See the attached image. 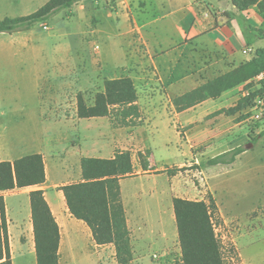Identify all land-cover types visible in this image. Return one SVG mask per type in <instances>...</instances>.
Listing matches in <instances>:
<instances>
[{
    "label": "rangeland",
    "instance_id": "obj_1",
    "mask_svg": "<svg viewBox=\"0 0 264 264\" xmlns=\"http://www.w3.org/2000/svg\"><path fill=\"white\" fill-rule=\"evenodd\" d=\"M45 1L0 0V19L29 14ZM95 6L102 14L94 12ZM143 6L144 3L135 1V10L141 11ZM118 8L116 0H83L70 11L61 10L30 30L12 33V37L0 34V44L19 43L0 46V121L29 124L31 130L45 137L65 134L57 141L60 155H65L80 139L74 131H68L71 133L68 135L67 129L54 121L75 125L90 122L99 126L100 134L106 135L107 127L114 128L110 118L80 119L76 111L77 96L81 94L86 104L92 105L106 80L130 77L145 121L138 130L128 128L130 133H136L138 141L135 137L131 143L118 145L132 153L136 166L133 176H139L144 183L139 194L126 192L122 201L133 248L129 264L176 263L181 250L173 210L175 197L206 202L212 198L217 204L221 218H215V231L222 244L225 264H264V116L253 120V110L246 107L235 113L231 126L215 118L219 113L211 110L190 116V124L186 115L178 121L176 110H181L174 104L177 96H169L165 84L158 82V75L139 61L146 56L142 55L145 45L139 42L138 32L129 35L122 29L117 32L118 17L110 13ZM29 44H46L47 51L42 56ZM45 56L65 58L68 65L60 82L52 72L45 77L36 99L33 87L37 70L45 65ZM245 85L249 91L243 97H250L251 103L259 88L250 80ZM37 102L44 107L41 115L53 120L39 118L35 113ZM236 141L244 144L233 149L249 148L248 143L252 149L247 158L230 164L231 147ZM139 151L148 156L147 172L139 166ZM221 152L225 153L219 158L221 163L214 164L213 157ZM126 189L131 191L132 187ZM20 203H23L21 198ZM14 205L15 200L13 212ZM19 212L25 219L24 203ZM20 228L23 225H11L12 264H37L34 232L28 238ZM87 230L88 239L79 233L72 239L65 235L59 240V264H119L113 244L97 245L91 230Z\"/></svg>",
    "mask_w": 264,
    "mask_h": 264
},
{
    "label": "crops",
    "instance_id": "obj_2",
    "mask_svg": "<svg viewBox=\"0 0 264 264\" xmlns=\"http://www.w3.org/2000/svg\"><path fill=\"white\" fill-rule=\"evenodd\" d=\"M116 1L119 8L116 12L110 13V16L118 17L115 20L117 32H120L121 29L126 35H129L130 32H138L139 42L145 45V52L142 55L146 56L139 61L142 66H150L154 74L158 75V82L165 84L169 96L182 95L202 82L228 72L249 61L255 56L258 49L264 48V37L261 35V31L264 30V11L259 8L257 3L240 9L232 0ZM135 1L144 3V9L135 10ZM108 5L107 3L106 6ZM96 9L97 6H95L94 12L98 11L102 14ZM104 32L108 33V31ZM3 33L7 32H0V34ZM12 33L7 34L12 37ZM18 45L19 43L15 42L0 44V46L8 47ZM30 45L35 53L42 56L47 51L46 44L43 46L29 44L27 46L30 47ZM124 48L126 49L127 46ZM243 50H247V52H243ZM44 62L43 68L37 70L39 73L33 87L36 99L40 95V84L45 77L47 78V75L52 72L53 77H56L60 82L68 65L65 58L56 59L50 56H45ZM38 65L36 64V66ZM74 65H77L76 60H74ZM246 83L224 91L218 98L206 99L184 110H176V119L181 121V116L186 115L190 124L192 117L199 111L206 113L208 110L213 112L234 106L249 91V88L245 87ZM43 110L44 107L38 103L35 113L38 114L39 118L41 120H53L50 116L46 118L42 116ZM3 113L6 115V112ZM235 116L236 114L227 115L221 112L215 118L225 120L227 124H230L234 121ZM144 121L145 118L143 117V123ZM54 122L60 128L67 129L68 135L74 131V134L80 139L79 144L72 145L66 150L65 155H60L58 149L61 148L58 147L57 143L65 134L60 132L57 136L48 135L45 137L31 130L28 127L29 124L0 121V161L13 162L23 156L39 153L42 155L46 176L45 181L39 185L0 191L5 206L9 241L12 237L11 225L14 223L18 226L23 225L24 228H20V230H23L28 238L32 235L33 223L28 194L30 190L36 188H40L44 192L59 225L60 240L65 235L72 239L74 234L79 233L86 235L88 239V226L70 213L61 187L64 184L82 180L80 166L82 157L112 158L117 151L125 150L118 145L131 143L137 136L136 133H130L128 128L136 127L135 130H138L139 127L143 126V123L136 126L112 124L114 128L107 127L108 133L102 135L99 133V126L90 122L83 123L81 121L76 125L65 121ZM134 140H137V137ZM236 142L231 147L232 149L244 144L241 141ZM250 149L252 148L242 149L230 164L236 163L239 159L247 158ZM139 166L143 170L140 164ZM134 171H136V166ZM147 171L149 169L143 170V172ZM134 174L135 172L119 180L123 202L126 192H131V194L136 192L135 195H137L140 193L139 188L144 184L139 176H133ZM128 186L132 187L131 191L126 189ZM20 198L26 206L25 219L19 216V209L23 204L20 203ZM13 200H15L14 212L12 211ZM75 224L79 225L76 226ZM15 228L17 229V226Z\"/></svg>",
    "mask_w": 264,
    "mask_h": 264
},
{
    "label": "trees",
    "instance_id": "obj_3",
    "mask_svg": "<svg viewBox=\"0 0 264 264\" xmlns=\"http://www.w3.org/2000/svg\"><path fill=\"white\" fill-rule=\"evenodd\" d=\"M81 1L83 0H48L29 14L0 19V32L30 30L38 23H46L53 14L61 10L70 11ZM232 1L240 9L257 3L264 11V0ZM261 35L264 37V30ZM261 71H264V48L258 49L249 61L175 97L174 104L179 110H183L206 99L218 98L224 91L248 82ZM263 92L264 79L257 93ZM137 98V91L130 77L106 80L103 91L96 94L92 105H87L82 95L78 94L77 115L80 118L107 116L112 124L118 126L140 125L143 123V113ZM249 98L241 97L236 105L220 109L217 113L235 114L250 105ZM241 151V148L233 149L230 163ZM224 154L213 157L216 160L214 164L221 163L219 158ZM138 159L142 169L148 170V156L139 151ZM80 166L82 180L61 187L67 207L75 218L88 226L97 245L113 244L117 262L129 264L133 259V248L119 180L134 173L132 153L123 150L117 151L112 158L82 157ZM45 178L44 162L39 153L23 156L13 162L0 161V191L39 185ZM29 198L37 264H59L60 229L44 192L40 188L32 189ZM173 210L181 250L175 264H225L222 244L215 231V218L219 220L221 216L214 200L210 198L206 202L175 197ZM0 264H12L2 196Z\"/></svg>",
    "mask_w": 264,
    "mask_h": 264
},
{
    "label": "built area",
    "instance_id": "obj_4",
    "mask_svg": "<svg viewBox=\"0 0 264 264\" xmlns=\"http://www.w3.org/2000/svg\"><path fill=\"white\" fill-rule=\"evenodd\" d=\"M243 52H247V50H243ZM263 79L264 71H261L255 77H253L250 82H254L256 87L260 88ZM248 108L253 110V113L251 115V118H253V120H257L264 116V92L256 93L253 102L250 103Z\"/></svg>",
    "mask_w": 264,
    "mask_h": 264
},
{
    "label": "water",
    "instance_id": "obj_5",
    "mask_svg": "<svg viewBox=\"0 0 264 264\" xmlns=\"http://www.w3.org/2000/svg\"><path fill=\"white\" fill-rule=\"evenodd\" d=\"M248 147H251L252 146V144L251 143H248V145H247Z\"/></svg>",
    "mask_w": 264,
    "mask_h": 264
}]
</instances>
